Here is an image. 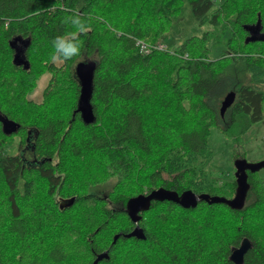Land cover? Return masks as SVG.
<instances>
[{
	"label": "trees",
	"instance_id": "trees-1",
	"mask_svg": "<svg viewBox=\"0 0 264 264\" xmlns=\"http://www.w3.org/2000/svg\"><path fill=\"white\" fill-rule=\"evenodd\" d=\"M185 1L195 23L183 42L142 52L137 42L163 43ZM58 36L80 54L53 61ZM88 61L90 123L75 71ZM263 118L264 0H0V264H94L104 252L98 264H234L245 238L244 264H264L257 172L241 209L153 200L137 224L128 211L159 188L233 198L235 176L209 169L211 130L237 141ZM137 226L146 239L127 237Z\"/></svg>",
	"mask_w": 264,
	"mask_h": 264
},
{
	"label": "water",
	"instance_id": "water-1",
	"mask_svg": "<svg viewBox=\"0 0 264 264\" xmlns=\"http://www.w3.org/2000/svg\"><path fill=\"white\" fill-rule=\"evenodd\" d=\"M253 32L254 35H256L257 31H253ZM95 70H96V62L94 61L79 62L76 65V69H75L76 75L81 84L79 111L81 112L84 121L87 123L93 121V113L90 104V97L92 90V79ZM235 97L236 95L234 92H229L225 96L220 106V112L222 116L224 115L226 110L233 104ZM262 168H264V159L257 163H249L244 159L235 160V169H236L235 178L237 182V189L233 198L211 196L209 194L196 195L192 191H185L181 196H179L174 191L161 188L157 190H152L148 194H142L130 199L128 204L129 215L132 217L133 220L138 219L136 213L140 209L148 208L152 200L172 201L180 204L182 207L186 209L195 208L199 200L201 201L204 200L208 202V204L223 203L233 209H241L245 204V200L249 190L247 171H251L252 173H255L261 170ZM251 248H252L251 241L247 238L243 239L239 247H235L232 249L229 257L230 260L234 264H244L245 254ZM106 256L107 253H102L98 255V258L96 260L97 261L101 260Z\"/></svg>",
	"mask_w": 264,
	"mask_h": 264
},
{
	"label": "rangeland",
	"instance_id": "rangeland-1",
	"mask_svg": "<svg viewBox=\"0 0 264 264\" xmlns=\"http://www.w3.org/2000/svg\"><path fill=\"white\" fill-rule=\"evenodd\" d=\"M194 23L195 19L191 6L185 1L181 13L173 20L171 29L163 36V44L171 49L178 47L190 33ZM47 81L48 76H44L38 82L34 91V99H39ZM209 144L214 150V158L209 167L212 175L219 177V179L229 175L235 176L236 159H244L249 163H257L264 159V118L253 124L237 141L235 137L233 139L227 138L220 129L212 128ZM6 152L9 154L16 153L17 142L8 147ZM257 175L264 178V168L259 170Z\"/></svg>",
	"mask_w": 264,
	"mask_h": 264
},
{
	"label": "clouds",
	"instance_id": "clouds-1",
	"mask_svg": "<svg viewBox=\"0 0 264 264\" xmlns=\"http://www.w3.org/2000/svg\"><path fill=\"white\" fill-rule=\"evenodd\" d=\"M71 23L77 27V30H83L82 20L79 16L69 18ZM53 55L52 60L67 61L73 56L80 54V45L78 42L71 41L64 36H58L53 40Z\"/></svg>",
	"mask_w": 264,
	"mask_h": 264
},
{
	"label": "bare ground",
	"instance_id": "bare-ground-1",
	"mask_svg": "<svg viewBox=\"0 0 264 264\" xmlns=\"http://www.w3.org/2000/svg\"><path fill=\"white\" fill-rule=\"evenodd\" d=\"M91 94H92V90H91ZM81 96V95H80ZM91 98V97H90ZM90 104H91V101H90ZM79 106V105H78ZM91 108H92V105H91ZM78 111H79V107H78ZM80 112V111H79ZM92 113H93V111H92ZM237 160V159H236ZM159 189H161V188H159ZM164 189V188H163ZM154 190H157V189H154ZM188 191H191V190H188ZM193 192V191H192ZM194 193V192H193ZM145 194H148V193H145ZM196 194V193H195ZM142 195V194H141ZM196 195H198V194H196ZM200 195V194H199ZM210 195V194H209ZM212 196V195H211ZM137 197V196H136ZM221 197H223V196H221ZM153 201V200H152ZM199 201H201V200H199ZM199 201H198V203H199ZM128 204H129V202H128ZM217 204H219V203H217ZM223 204V203H222ZM198 205V204H197ZM210 205H212V204H210ZM197 207V206H196ZM188 209V208H187ZM141 210V209H140ZM139 210V211H140ZM139 211L136 213V216L138 217V219H136V220H133L132 219V217L130 216V218L132 219V221L134 222V223H138L139 221H140V219H141V217L138 215V213H139ZM127 237L128 238H130V237H137V238H139V239H146V237H145V235H144V231H143V229L142 228H140V226H137L135 229H134V231L131 233V234H128L127 235ZM118 239V235L117 236H115V239H114V242H116V240ZM104 253H107V256L105 257V258H109V255H108V252H104ZM98 258V257H97ZM104 259V258H103ZM102 260V259H101ZM101 260H95L94 261V264H98L99 263V261H101Z\"/></svg>",
	"mask_w": 264,
	"mask_h": 264
},
{
	"label": "built area",
	"instance_id": "built-area-1",
	"mask_svg": "<svg viewBox=\"0 0 264 264\" xmlns=\"http://www.w3.org/2000/svg\"><path fill=\"white\" fill-rule=\"evenodd\" d=\"M137 44L140 45L141 50L144 53H149L153 49H158V50H167L168 49V47L166 45H164L163 43H158L156 45H150V44H146L142 41H138Z\"/></svg>",
	"mask_w": 264,
	"mask_h": 264
}]
</instances>
